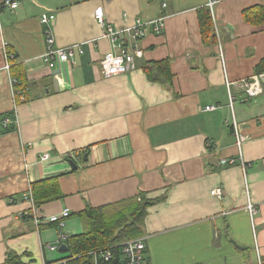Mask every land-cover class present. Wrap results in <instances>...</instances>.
I'll return each mask as SVG.
<instances>
[{
  "label": "crops",
  "instance_id": "1",
  "mask_svg": "<svg viewBox=\"0 0 264 264\" xmlns=\"http://www.w3.org/2000/svg\"><path fill=\"white\" fill-rule=\"evenodd\" d=\"M19 2L0 15V119L13 111L17 121V130L8 132L0 122V264H7L9 251L23 264L59 258L48 245L81 232L83 223L71 216L55 229L48 217L138 191L164 197L145 217L142 264H264V73L256 95L241 86L264 55V24L246 21L243 11L264 0H217L211 45L198 21L207 0ZM98 7L116 28L136 19L150 26L164 15L159 33L138 39L142 55L135 67L108 78L100 60L111 43L94 17ZM43 13L52 23L41 21ZM47 35L52 47L78 44L83 53L50 68L42 60ZM6 51L30 83L29 101L15 100ZM164 58L170 59L172 89L148 79L141 67ZM206 105L216 109L206 111ZM233 118L244 134V166L229 127ZM228 158L236 160L220 163ZM52 177L63 196L38 208L36 223L25 215L31 205L24 195L31 183ZM216 186L221 200L210 195ZM248 198L258 207L252 217Z\"/></svg>",
  "mask_w": 264,
  "mask_h": 264
},
{
  "label": "trees",
  "instance_id": "2",
  "mask_svg": "<svg viewBox=\"0 0 264 264\" xmlns=\"http://www.w3.org/2000/svg\"><path fill=\"white\" fill-rule=\"evenodd\" d=\"M1 1L2 0H0V15L4 8L9 11H14L20 3L19 0H15L17 5L11 9L1 5ZM43 15L52 16L43 13L41 18ZM160 16H163L162 18L164 19V15ZM243 16L246 21L254 25L264 24V5H256L244 9ZM198 21L203 40L210 45L215 43L216 34L213 29V17L207 5L198 9ZM154 25V21L150 26L147 25L148 33L157 34V32L153 31L152 26ZM6 59L11 74L10 79H13V82L10 83L13 86L15 100L19 102V97L21 95L23 97V102L29 101L32 98L29 95L30 83L25 77L21 64L17 62L16 56L11 58L9 62L7 51ZM141 67L148 79L163 84L169 89L173 88V74L170 69L169 58L146 61L142 63ZM253 71L257 76L264 73V55L255 64ZM173 95L174 97L179 96L176 92H174ZM5 117H9L12 120L2 131L8 132L17 130V125L13 122L15 120L14 112L4 113L0 119L1 124ZM229 127L233 134V126L229 125ZM209 148H211V144H208V149ZM212 169L216 170L217 168L212 167ZM30 189L36 210L45 203L63 196L60 192L57 178L55 177L33 182L30 185ZM162 199H164L163 196L149 198L146 196V192L138 191L132 196L124 197L114 202L98 206L88 204L80 211L69 213L67 217L76 216L81 220L83 223V230L79 233L63 236L60 244L65 243L67 245V250L59 251V249H57L61 256L57 259L47 261L46 264H64L63 260H66V264H92L93 254L99 255L100 252L105 249H111L114 255H112L109 261L100 260L99 264H119L121 243L125 240L144 235L145 217L148 213V208ZM25 215H30L32 217L31 213ZM37 217L39 218L38 215ZM67 217H59V220H64ZM49 222H51V226L55 229H59V227L62 226L59 224V221ZM5 261L7 264H23L21 256L11 251L7 253Z\"/></svg>",
  "mask_w": 264,
  "mask_h": 264
},
{
  "label": "built area",
  "instance_id": "3",
  "mask_svg": "<svg viewBox=\"0 0 264 264\" xmlns=\"http://www.w3.org/2000/svg\"><path fill=\"white\" fill-rule=\"evenodd\" d=\"M217 0H207L206 5L209 7L211 13L213 6ZM1 5L5 7H9L13 9L16 7L17 2L15 0H2ZM166 4H163L165 6ZM94 17L100 22V25L103 28L102 36L107 37L111 43V49L105 52L100 60V65L102 68V73L105 78L112 77L114 75L125 73L135 67V58L142 55V50L139 48L137 41L142 37L146 36L148 33L147 23L142 21L141 19H136L134 23L125 27V28H116L111 25H108L103 20V12L101 7H98L94 11ZM163 16L158 17L154 20L155 25L153 27V31L160 32L163 27ZM41 21L44 23H52L53 16L43 15ZM47 47L45 52L42 55L43 62L50 68H53L57 62H69L74 63L76 61L77 55L83 53V47L78 44L67 45L64 47H52L54 42L53 37L47 35L46 37ZM219 61L225 72V59L223 55V51L221 46L219 45ZM5 68L8 69V64L6 63ZM262 75V74H261ZM255 75L252 80H243L241 82V86L247 91L248 95L251 97L256 95L259 91V78L260 76ZM11 83L13 79H10ZM226 85H229L231 81L226 76L225 79ZM229 105L232 109L233 105V97L231 95L228 96ZM216 109L215 105H206L204 110L210 111ZM12 119L9 117H5L2 121L3 128L10 124ZM17 125L16 118L13 121ZM231 125L233 126V135L234 142L237 146L238 152L237 157L241 164L244 166V160L241 152V143L244 140V134L241 132L239 125L235 118L232 119ZM49 158L48 153H44L41 157L42 160H46ZM235 158L221 159V164L226 163H234ZM246 194L248 195V187L247 183H245ZM210 195L215 197L218 200H221L223 197L222 189L218 186L213 187L210 190ZM24 200L28 201L31 205L29 213L32 214L34 221L37 223L39 218L36 214V207L34 205V201L32 198V193L30 186L28 187L27 193L24 195ZM246 210L252 217L254 214L258 212V207L251 201V199H247ZM70 211L68 208H63L59 214H54L48 217L49 221H59L60 225H63V219L59 220V217H67ZM63 239V235L59 236V242L54 245H48V249L57 250L59 249L60 241ZM145 243H144V235L134 237L128 240H125L121 243V258L119 257V264H142L143 261V253H144ZM93 263L99 264L100 260L109 261L112 258L111 249H105L100 252L99 255L93 254ZM99 256V257H97ZM63 263L66 264V260H63ZM261 264V263H260Z\"/></svg>",
  "mask_w": 264,
  "mask_h": 264
},
{
  "label": "water",
  "instance_id": "4",
  "mask_svg": "<svg viewBox=\"0 0 264 264\" xmlns=\"http://www.w3.org/2000/svg\"><path fill=\"white\" fill-rule=\"evenodd\" d=\"M72 167L75 169L76 168V164L73 162H70ZM67 250V245L65 243H62L59 245V251H66Z\"/></svg>",
  "mask_w": 264,
  "mask_h": 264
},
{
  "label": "rangeland",
  "instance_id": "5",
  "mask_svg": "<svg viewBox=\"0 0 264 264\" xmlns=\"http://www.w3.org/2000/svg\"><path fill=\"white\" fill-rule=\"evenodd\" d=\"M57 254H60L59 252H57Z\"/></svg>",
  "mask_w": 264,
  "mask_h": 264
}]
</instances>
